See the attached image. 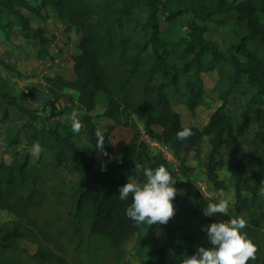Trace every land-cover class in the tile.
Segmentation results:
<instances>
[{
	"label": "trees",
	"instance_id": "trees-1",
	"mask_svg": "<svg viewBox=\"0 0 264 264\" xmlns=\"http://www.w3.org/2000/svg\"><path fill=\"white\" fill-rule=\"evenodd\" d=\"M23 11L42 22L59 19L78 43L71 77L39 76L24 71L20 62L0 59V68L20 80L39 76L45 93L33 85L18 94L0 71V102L6 103L0 108V212L13 217L9 223L0 220V264H133L125 248L133 240L136 264H183L198 247L209 246L202 225L237 216L246 219L243 231L256 246L247 264H264V0H0L6 38L18 28L24 39L40 43L42 60L51 56L47 46L55 37L33 28ZM182 19L188 35L170 42L162 21L170 26ZM211 30L224 36L221 43L207 37ZM209 71L218 74L221 105L204 127L184 126L175 100L194 116L206 94L202 74ZM243 84L250 99L237 121L230 100ZM42 94L41 109L27 107L30 98ZM64 99L81 113L88 146L43 116ZM100 103L103 119L111 122L103 128L93 116ZM12 109L19 113L14 122ZM122 127L132 129L133 137L121 145L116 135ZM183 128L192 134L180 140L177 132ZM144 134L173 150L176 169L151 150ZM208 139L209 155L202 161ZM103 154L117 160L100 163ZM190 157L224 194L231 190L219 172L231 171L234 199L227 216L200 217L220 198L203 194ZM162 164L176 180L173 204L186 208L166 225H137L125 215L132 197L120 200L119 189L127 179L143 182V169ZM157 230L165 232L164 244Z\"/></svg>",
	"mask_w": 264,
	"mask_h": 264
},
{
	"label": "rangeland",
	"instance_id": "rangeland-1",
	"mask_svg": "<svg viewBox=\"0 0 264 264\" xmlns=\"http://www.w3.org/2000/svg\"><path fill=\"white\" fill-rule=\"evenodd\" d=\"M24 15L28 16L31 20V24L33 28L42 27L46 32V37L51 39L53 36L55 37V41L50 43L47 46L51 56L45 59H38V54L41 50V45L38 41H30L28 39H24L20 33L18 28H14L11 33V39L8 40L4 34V32L0 29V55H5L6 51H11L14 56V62H18L17 59L20 58V66L21 68L28 73H37L39 76L44 74H61L67 77H71V55L77 53V43L78 39L75 35H68L64 33V24L59 19L55 17H48L45 22H42L40 19L35 17L33 14L28 13L27 11H23ZM161 27L164 30V37L168 39L170 42H174L180 37H186L188 35V29L186 28V19H182L177 21L174 25H167L164 21L161 23ZM208 38L214 40L217 43H221L223 41L224 36L222 34L215 33L213 30L207 35ZM5 43L8 46H5ZM7 48V49H6ZM8 53V52H7ZM10 56H6L9 59ZM1 69V68H0ZM38 79H25L20 80L14 76V80L12 83L14 84V90L16 93L20 94L24 91H29L33 85H37L40 88L41 92L44 93V88L41 85L40 78ZM202 78L204 81V88L206 91L205 99L200 107L197 108L195 115H191L185 105L180 103V99H176L174 103L175 111L178 112L183 120L184 126H196L198 128L204 127L208 121L210 116L218 109L221 105L218 100L217 93L215 91V84L218 79L217 72L209 71L204 72L202 74ZM8 79L12 80L9 76ZM243 90V91H242ZM249 90L247 84H243L239 91L240 93H236L232 95L230 100V110L229 112L233 114L237 121H242V108L248 103L250 99L249 94H243L242 92ZM36 96L34 98H30L26 105L29 108H40L45 105V95ZM6 103L0 102V108L4 110ZM70 107V108H69ZM104 106L100 103L95 112H93V116L95 118L96 124L103 128L107 124L111 122L103 119ZM44 117H49L48 123L59 125L60 127H67L75 136V141L80 146H88L89 139L88 135L84 129L83 124L80 123L82 119L81 113L77 110V107L70 106V103L67 99L62 100L54 107L47 108L46 112L42 113ZM1 117V115H0ZM19 118V113L12 109L11 110V119L10 122H14V120ZM76 121L79 122L81 127L79 132H74L72 129V123ZM142 126V125H139ZM141 130L143 129L140 127ZM143 132V130H142ZM119 144H124L130 141L133 137V130L125 127L120 128L118 135H116ZM143 139L151 141L148 136L144 134ZM3 139L2 134L0 133V156L3 154ZM152 144V151L154 153H158L159 148ZM211 139H208L204 144L202 161H206L209 155ZM10 159V157L8 158ZM100 163L105 162H113L116 161L117 158L115 155H100L98 157ZM170 165L172 168L176 169L178 166V162L171 161ZM188 165L195 169L194 177L197 185L201 188L203 194L210 199L223 198L224 193L222 191H217L211 183L207 181L206 174L203 171L202 166L198 164V162L190 157L188 159ZM220 177L225 180L227 186L230 188V193L227 195L233 201V186L234 181L231 179V171L229 168H225L219 172ZM186 208L185 205L179 203L174 205L175 212L180 211L181 209ZM202 218H207L209 216H205L204 213L200 215ZM184 217H182L181 221H183ZM0 220L4 223H9L13 221V217L7 212H0ZM191 220L197 222V217L192 216ZM156 236L159 238L160 242L164 244L166 242L165 232L162 230H157L155 232ZM134 244V240L126 244L125 248L128 250L130 259L133 264H136L137 261L133 257L132 247ZM22 245L25 249H27L31 254L36 252V246L28 243L26 241L22 242ZM171 252L168 253V258L171 259Z\"/></svg>",
	"mask_w": 264,
	"mask_h": 264
},
{
	"label": "clouds",
	"instance_id": "clouds-1",
	"mask_svg": "<svg viewBox=\"0 0 264 264\" xmlns=\"http://www.w3.org/2000/svg\"><path fill=\"white\" fill-rule=\"evenodd\" d=\"M80 127L79 122L72 123L74 132H79ZM191 134V129L183 128L177 132V138L184 140ZM97 136H100L99 132ZM142 174L143 182L127 179L119 189L120 200H127L130 195L132 197L130 205L125 209V215L137 225H166L175 214L173 201L177 193L174 187L176 180L163 164L155 168H145ZM232 203L225 194L218 201L209 203L204 208V215L215 217L219 213L227 216ZM246 223L244 217L237 216L225 220L216 219L202 225L201 230L206 233L209 246L198 247L183 264H247L250 258L255 257L256 246L243 231Z\"/></svg>",
	"mask_w": 264,
	"mask_h": 264
},
{
	"label": "built area",
	"instance_id": "built-area-1",
	"mask_svg": "<svg viewBox=\"0 0 264 264\" xmlns=\"http://www.w3.org/2000/svg\"><path fill=\"white\" fill-rule=\"evenodd\" d=\"M151 140V139H150ZM153 143H154V145H156L158 148H159V152L158 153H156V154H159V155H161V156H163L169 163L171 162V161H174L175 160V162H177V159H176V157H175V153L173 152V150H171L169 147H167V146H165V145H163V144H161V143H159V142H157V141H153V140H151ZM151 141H148L147 143L150 145V147L152 146V144H151ZM151 150H153L152 149V147H151Z\"/></svg>",
	"mask_w": 264,
	"mask_h": 264
},
{
	"label": "crops",
	"instance_id": "crops-1",
	"mask_svg": "<svg viewBox=\"0 0 264 264\" xmlns=\"http://www.w3.org/2000/svg\"><path fill=\"white\" fill-rule=\"evenodd\" d=\"M5 46L7 47L8 46V44L7 43H5ZM7 49V48H6ZM8 52V53H7ZM10 56L9 57V59L8 58H6V56ZM0 59H2V60H5V61H7V62H11V63H14V56L12 55V53H11V51L9 50V51H6V54L5 55H0ZM17 61L18 62H21V60H20V58L19 59H17ZM0 71L1 72H3L7 77H11V81H13L14 80V75H11V74H8L7 72H5V71H3L2 69H0ZM156 130L157 131H160V129L159 128H156Z\"/></svg>",
	"mask_w": 264,
	"mask_h": 264
}]
</instances>
